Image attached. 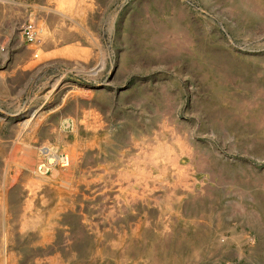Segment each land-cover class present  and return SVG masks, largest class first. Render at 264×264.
I'll list each match as a JSON object with an SVG mask.
<instances>
[{"label":"rangeland","instance_id":"1","mask_svg":"<svg viewBox=\"0 0 264 264\" xmlns=\"http://www.w3.org/2000/svg\"><path fill=\"white\" fill-rule=\"evenodd\" d=\"M0 264H264V0H0Z\"/></svg>","mask_w":264,"mask_h":264},{"label":"built area","instance_id":"2","mask_svg":"<svg viewBox=\"0 0 264 264\" xmlns=\"http://www.w3.org/2000/svg\"><path fill=\"white\" fill-rule=\"evenodd\" d=\"M20 32L27 43L35 42L36 28L32 22H24ZM36 151L38 160L32 168L35 173H45L53 166L65 167L70 162V154L67 150H59L44 142L36 145Z\"/></svg>","mask_w":264,"mask_h":264},{"label":"bare ground","instance_id":"3","mask_svg":"<svg viewBox=\"0 0 264 264\" xmlns=\"http://www.w3.org/2000/svg\"><path fill=\"white\" fill-rule=\"evenodd\" d=\"M32 158H33V155H29V156H26V157H23V160L25 163H30L32 161Z\"/></svg>","mask_w":264,"mask_h":264}]
</instances>
